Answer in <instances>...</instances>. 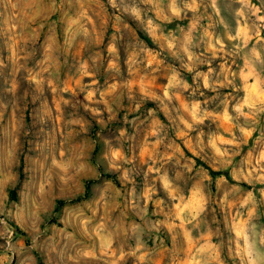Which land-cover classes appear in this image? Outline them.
<instances>
[{
    "label": "rangeland",
    "instance_id": "obj_1",
    "mask_svg": "<svg viewBox=\"0 0 264 264\" xmlns=\"http://www.w3.org/2000/svg\"><path fill=\"white\" fill-rule=\"evenodd\" d=\"M0 128L107 168L53 184L23 264H264V0H0Z\"/></svg>",
    "mask_w": 264,
    "mask_h": 264
},
{
    "label": "clouds",
    "instance_id": "obj_2",
    "mask_svg": "<svg viewBox=\"0 0 264 264\" xmlns=\"http://www.w3.org/2000/svg\"><path fill=\"white\" fill-rule=\"evenodd\" d=\"M101 136V134H97ZM78 141L93 142L92 137L80 136ZM21 141L19 130L12 132L11 129L0 128V179L8 178L6 187H3V195L0 196V216L5 217L7 225V239L5 244H0V264H23V260L28 255L38 253L41 259L45 254L47 232L51 225V218H42L45 211V202L51 200V189L53 184L57 188L65 186L66 178L72 183L81 185V193L87 199V193L91 191L90 200H95L101 195V191L107 182L103 171V152L99 155L91 151H85L80 160H75L72 152V145L69 144V137L65 136L64 155L52 157L54 161L52 169L41 171L35 166L38 157L32 153V140L26 141L28 148ZM74 159L75 163L71 168L62 166L63 161ZM81 161L88 168H101L100 179L98 182L91 183L90 188L86 184L87 173L80 171ZM56 169H59L58 171ZM44 190H41V186ZM15 194L13 198L12 194ZM58 195V193H57ZM83 201H65L60 208L61 212L65 207L78 206ZM51 211L54 212V209ZM8 220H12L20 228L16 231ZM35 225V227H34ZM42 227V231H41ZM28 241L26 244L25 241ZM11 247H8V244Z\"/></svg>",
    "mask_w": 264,
    "mask_h": 264
},
{
    "label": "trees",
    "instance_id": "obj_3",
    "mask_svg": "<svg viewBox=\"0 0 264 264\" xmlns=\"http://www.w3.org/2000/svg\"><path fill=\"white\" fill-rule=\"evenodd\" d=\"M143 39L147 42L148 39L146 37H143ZM197 163L201 166H203L209 173L210 175L214 178V177H217V176H223L226 180H228L229 182L231 183H234L233 179L231 178L230 174L227 172V171H214L212 170L210 167H208V165H206L205 163H202L201 161L199 160H196ZM242 187L244 188H249L248 185H246L245 183H241L240 184ZM257 194V193H256ZM258 195V194H257ZM259 196V195H258Z\"/></svg>",
    "mask_w": 264,
    "mask_h": 264
}]
</instances>
